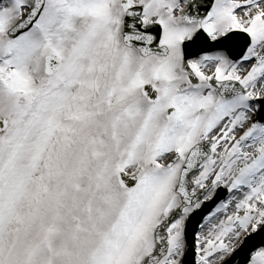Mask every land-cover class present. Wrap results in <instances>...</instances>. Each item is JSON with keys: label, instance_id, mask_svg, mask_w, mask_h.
Here are the masks:
<instances>
[{"label": "snow or ice", "instance_id": "obj_1", "mask_svg": "<svg viewBox=\"0 0 264 264\" xmlns=\"http://www.w3.org/2000/svg\"><path fill=\"white\" fill-rule=\"evenodd\" d=\"M0 264H264V0H0Z\"/></svg>", "mask_w": 264, "mask_h": 264}]
</instances>
